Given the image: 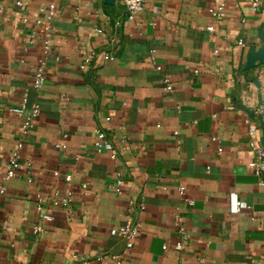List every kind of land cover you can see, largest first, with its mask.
Masks as SVG:
<instances>
[{
  "label": "crops",
  "instance_id": "obj_1",
  "mask_svg": "<svg viewBox=\"0 0 264 264\" xmlns=\"http://www.w3.org/2000/svg\"><path fill=\"white\" fill-rule=\"evenodd\" d=\"M16 1L0 0V264H264V176L248 167L264 78L258 89V69L245 68L264 9L145 0L128 20L121 0ZM49 3L51 21L39 13ZM98 129L126 150H94ZM13 154L19 168L5 178ZM66 193L68 207L53 204ZM176 214L190 234L181 252ZM133 218L140 233L127 249L110 229Z\"/></svg>",
  "mask_w": 264,
  "mask_h": 264
},
{
  "label": "built area",
  "instance_id": "obj_2",
  "mask_svg": "<svg viewBox=\"0 0 264 264\" xmlns=\"http://www.w3.org/2000/svg\"><path fill=\"white\" fill-rule=\"evenodd\" d=\"M122 4L124 5L125 11H126V16L128 20L134 19L135 15L139 12H141L144 9L145 6V0H121ZM252 8L256 11L263 10L264 9V0H249ZM16 4L18 6L22 5V1H16ZM39 13L43 15L48 21H51L54 19L56 16V6L54 3H49L48 5L41 6L39 7ZM209 13L213 17H220L223 15V4L218 3L214 8L209 9ZM24 21H27L26 18L23 19ZM42 22L41 18H36L35 23L40 24ZM115 26H119L121 24V21L116 20L114 22ZM213 26H209L208 30H212ZM97 32L102 33V29L98 28ZM241 43V41H240ZM44 48L49 49V40L47 39L44 42ZM155 49H151V59H153ZM93 55H88L86 60H89ZM101 56L105 60H113V52L110 50H104L101 52ZM156 69H160L159 66H155ZM44 82V67L43 65H40L34 75L33 79V86L35 88H39ZM22 105L18 108H13L12 111L17 113L18 115H21L23 111L24 104L26 102V98H23ZM39 113V107L37 105L33 106L31 110V114L26 117L24 120V123L22 124V132L25 133L27 129L31 126L34 118L38 115ZM177 133V131H175ZM249 135L250 139L248 141L249 147L252 151L253 156L248 162V167L249 169L258 176H264V146L260 143V137H259V132H260V127L256 125H251L249 127ZM93 148L96 151H101V150H108L111 152V157H116L119 152H122L126 150L127 143L124 139H121L118 143L110 140L107 138L106 134L104 131L101 129L96 130L95 137L92 142ZM19 168V163L17 161V155L13 154L11 155L9 159V167L6 171L5 178H10L16 175V171ZM66 180L70 179V175L65 176ZM4 192V187L0 188V194ZM178 193L182 197V199L189 205L193 204V200L190 199L189 197L186 196V189L184 185H180L178 187ZM42 197L37 198V205L39 207L42 206L43 202ZM70 203V195L69 193H66L63 196L58 195L55 197L53 200L54 205L61 204L65 207H68ZM141 206V204L139 205ZM40 216L44 220H51L52 216L50 213L41 211ZM176 225L178 226V232L180 234V238L174 243V249L178 252H181L184 248L185 245L190 241V234L186 226L182 223V218L176 214ZM140 227H141V222L138 218H133L131 220H128L122 224H119L117 226H114L110 229V233L112 235H119L125 240V246L127 249H130L134 247L136 244V241L139 237L140 233ZM34 230L40 231L41 228L39 226H35ZM163 248L166 249L167 246L163 245ZM97 259H101V257H98ZM83 262L85 263L87 261L86 258L82 259ZM182 264V263H179Z\"/></svg>",
  "mask_w": 264,
  "mask_h": 264
},
{
  "label": "water",
  "instance_id": "obj_3",
  "mask_svg": "<svg viewBox=\"0 0 264 264\" xmlns=\"http://www.w3.org/2000/svg\"><path fill=\"white\" fill-rule=\"evenodd\" d=\"M107 1L112 2L113 0H107ZM263 27L264 26L260 27V35H259V37H260L261 41H263V45H264V31H263ZM254 51H255V48H252L250 53H249L247 62L245 64V68L246 69L250 68L254 64L255 61H257V60H259V59L264 57V53L263 52L256 54ZM251 80H252V82L255 83V85L257 86L258 89L261 88V83H260V81L257 78H253ZM258 98H259V105L262 106L264 103H263V101L261 99V94L260 93H258ZM254 113H255L254 110L249 111L250 115H252ZM256 118L258 120L259 127H260V133H261L260 134V143L264 146V114H263V112L261 110L257 112Z\"/></svg>",
  "mask_w": 264,
  "mask_h": 264
},
{
  "label": "rangeland",
  "instance_id": "obj_4",
  "mask_svg": "<svg viewBox=\"0 0 264 264\" xmlns=\"http://www.w3.org/2000/svg\"><path fill=\"white\" fill-rule=\"evenodd\" d=\"M256 54L258 53H264V45H263V41H261L260 45H258L257 47H255V51ZM249 69V68H248ZM255 70L258 69V73L255 77L253 78H257L260 83H261V77L264 78V57L255 61L254 64L250 67L249 70ZM252 78V79H253ZM262 85V84H261Z\"/></svg>",
  "mask_w": 264,
  "mask_h": 264
}]
</instances>
